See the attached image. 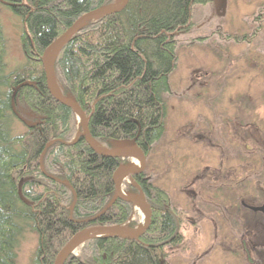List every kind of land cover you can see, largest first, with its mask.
I'll return each instance as SVG.
<instances>
[{"label": "trees", "instance_id": "trees-1", "mask_svg": "<svg viewBox=\"0 0 264 264\" xmlns=\"http://www.w3.org/2000/svg\"><path fill=\"white\" fill-rule=\"evenodd\" d=\"M0 1L23 18L27 57L22 69L8 72L0 25V264H17L27 230L38 235L31 263L54 264L79 231L91 225H119L133 213L132 203L116 198L114 182L115 172L128 160L99 154L83 136L70 141L73 110L50 93L42 62L45 49L79 17L115 0ZM209 1L129 0L124 10L89 21L68 41L55 62V75L62 93L87 114L95 140L110 149L119 140H136L147 157L151 154L165 133L169 78L178 62L177 36L192 29L194 6ZM257 20L262 23L264 17L260 14ZM19 108L30 111L34 121L18 115ZM20 116L29 124L24 122V133L13 135V120ZM233 125L232 134L244 142L247 136ZM249 133L254 135L255 129ZM254 170L256 174L257 166L246 172L253 175ZM135 180L138 186L132 185L131 192H142L152 209L146 232L133 240L95 237L81 255L71 254L64 264H170L167 248L182 242L186 215L146 171ZM253 183L264 198V179L262 189L256 188L254 178L242 193H251ZM252 214L257 218L264 212ZM254 217L263 234L264 222ZM258 252L262 258L263 251Z\"/></svg>", "mask_w": 264, "mask_h": 264}, {"label": "rangeland", "instance_id": "rangeland-1", "mask_svg": "<svg viewBox=\"0 0 264 264\" xmlns=\"http://www.w3.org/2000/svg\"><path fill=\"white\" fill-rule=\"evenodd\" d=\"M260 14L264 17V0H211L194 6L192 29L177 36L178 62L169 78L165 133L153 146L145 169L186 215L182 242L167 248L170 264H264V254L258 255L260 250L264 253V227L261 234L260 225L252 220L254 211L241 207L243 200L264 204L254 183L251 193L241 191L254 178L256 188L262 189L264 179L260 160L264 151V21L257 20ZM260 24L262 29L252 38ZM0 25L7 70L22 69L27 62L22 45L24 21L1 1ZM16 113L29 123L34 121L30 111L19 108ZM233 124L247 136L244 142L232 134ZM71 125L73 142L82 130L75 114ZM252 128L254 135L249 133ZM26 129L21 119L13 120V135ZM250 137L260 141L255 145ZM127 160L122 166L141 164L135 158ZM254 166L253 176L246 171ZM132 185L138 186L135 176L119 181L123 193L139 195L131 192ZM132 205L130 218L119 224L127 232L143 224L140 209L147 217L145 207ZM263 216L254 218L263 223ZM88 241L77 248L76 255L82 254ZM37 245L38 235L27 230L17 264H32Z\"/></svg>", "mask_w": 264, "mask_h": 264}, {"label": "water", "instance_id": "water-1", "mask_svg": "<svg viewBox=\"0 0 264 264\" xmlns=\"http://www.w3.org/2000/svg\"><path fill=\"white\" fill-rule=\"evenodd\" d=\"M128 2L129 0H116V2L110 5L99 7L79 17L70 28H68L63 34H61L45 49L42 55V62L46 72L47 86L50 93L59 102L70 107L73 110V113L76 116H78L82 122V126H81L82 130L78 133L76 139L79 136H83L86 139V141L90 144V146L101 155L115 156V157H120L122 159L137 158L139 161H141L139 167H128L121 165L114 174V182L116 187V198L118 197L135 205L145 207L147 210V217L146 220L143 222V224L133 232L125 231L120 225L91 226L79 231L60 250V252L56 256L54 264H64L67 258L71 254H76V250L80 245L95 237H121L128 240L137 239L146 232V230L148 229L151 223L152 209L145 195L142 192H140L139 195L137 194L128 195L126 193H123L119 188L120 179L125 178V176L127 175L135 176L145 171L147 164L146 154L138 145L136 140H130V139L119 140L117 142L116 148L113 149L104 147L101 145V143L95 140L89 128V121L87 114L76 100H74L71 97H67L62 93V90L60 89L57 83V78L55 75V62L59 57L62 49L68 43V41L76 33H78L89 21H95L106 15L120 12L126 8ZM24 84L25 83L20 84L16 88L15 94L13 96V100L16 96L19 87L23 86ZM21 119L23 118L21 117ZM23 120L26 124H29L25 119ZM246 206L253 211L264 212V204L261 206H252V205H246Z\"/></svg>", "mask_w": 264, "mask_h": 264}, {"label": "bare ground", "instance_id": "bare-ground-1", "mask_svg": "<svg viewBox=\"0 0 264 264\" xmlns=\"http://www.w3.org/2000/svg\"><path fill=\"white\" fill-rule=\"evenodd\" d=\"M140 222L143 223L146 220V212L144 209H140Z\"/></svg>", "mask_w": 264, "mask_h": 264}, {"label": "flooded vegetation", "instance_id": "flooded-vegetation-1", "mask_svg": "<svg viewBox=\"0 0 264 264\" xmlns=\"http://www.w3.org/2000/svg\"><path fill=\"white\" fill-rule=\"evenodd\" d=\"M21 120L23 121V119H21ZM23 122H24V121H23ZM123 160H125V159H123ZM243 203H245V202H242V204H243ZM245 204H246V203H245ZM244 207H245V205H244ZM245 208H247V207H245Z\"/></svg>", "mask_w": 264, "mask_h": 264}]
</instances>
